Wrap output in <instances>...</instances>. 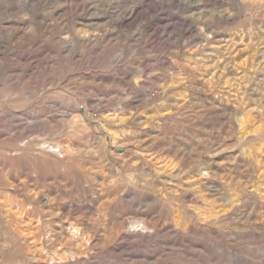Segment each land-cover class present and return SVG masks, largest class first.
Instances as JSON below:
<instances>
[{
	"label": "rangeland",
	"instance_id": "obj_1",
	"mask_svg": "<svg viewBox=\"0 0 264 264\" xmlns=\"http://www.w3.org/2000/svg\"><path fill=\"white\" fill-rule=\"evenodd\" d=\"M0 264H264V0H0Z\"/></svg>",
	"mask_w": 264,
	"mask_h": 264
}]
</instances>
